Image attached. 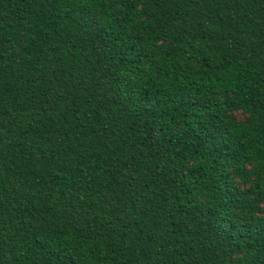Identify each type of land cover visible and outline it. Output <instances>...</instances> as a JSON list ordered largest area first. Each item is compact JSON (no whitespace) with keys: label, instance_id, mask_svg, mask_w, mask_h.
I'll list each match as a JSON object with an SVG mask.
<instances>
[{"label":"trees","instance_id":"obj_1","mask_svg":"<svg viewBox=\"0 0 264 264\" xmlns=\"http://www.w3.org/2000/svg\"><path fill=\"white\" fill-rule=\"evenodd\" d=\"M0 264H264V0H0Z\"/></svg>","mask_w":264,"mask_h":264}]
</instances>
